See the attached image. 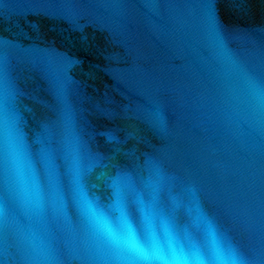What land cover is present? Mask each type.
<instances>
[{"label":"water","instance_id":"obj_1","mask_svg":"<svg viewBox=\"0 0 264 264\" xmlns=\"http://www.w3.org/2000/svg\"><path fill=\"white\" fill-rule=\"evenodd\" d=\"M79 169L113 216L114 191L158 197L215 264L195 196L264 264V0H0V264H106Z\"/></svg>","mask_w":264,"mask_h":264},{"label":"snow or ice","instance_id":"obj_2","mask_svg":"<svg viewBox=\"0 0 264 264\" xmlns=\"http://www.w3.org/2000/svg\"><path fill=\"white\" fill-rule=\"evenodd\" d=\"M212 23L215 31L218 30L219 24L215 15ZM65 129L72 137L75 155H84L90 159L91 153L72 131L67 114ZM13 134L18 141L19 152L27 157L28 149L23 142L19 116L15 118ZM47 152L51 159L55 158L56 147L53 143L49 142ZM125 172L120 170L117 174ZM87 173L83 169L78 170L75 180L76 194L82 200L85 219L94 238L99 242L98 250L103 253L106 264H209L200 240L186 239L183 235L185 229L173 217L160 212L158 197H154L151 205L141 203L130 206L126 198L114 191L118 215L113 216L112 203L94 194L89 195L85 183ZM108 186H112L110 179ZM192 202L203 219V237L211 242L215 250L212 257L215 264H242L238 247H232L227 254L221 250L224 238L228 236L227 229L217 218L204 211L195 196H192Z\"/></svg>","mask_w":264,"mask_h":264}]
</instances>
